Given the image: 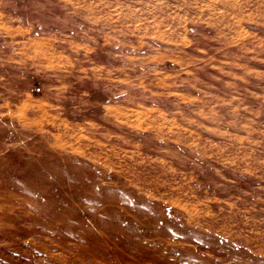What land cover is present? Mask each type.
<instances>
[{"label": "rangeland", "instance_id": "obj_1", "mask_svg": "<svg viewBox=\"0 0 264 264\" xmlns=\"http://www.w3.org/2000/svg\"><path fill=\"white\" fill-rule=\"evenodd\" d=\"M0 264H264V0H0Z\"/></svg>", "mask_w": 264, "mask_h": 264}]
</instances>
